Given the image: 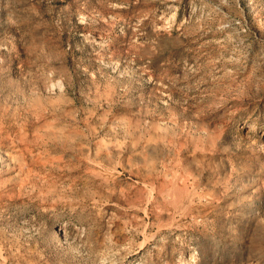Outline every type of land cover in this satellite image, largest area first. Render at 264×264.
I'll return each instance as SVG.
<instances>
[{"label":"rangeland","instance_id":"obj_1","mask_svg":"<svg viewBox=\"0 0 264 264\" xmlns=\"http://www.w3.org/2000/svg\"><path fill=\"white\" fill-rule=\"evenodd\" d=\"M0 264H264V0H0Z\"/></svg>","mask_w":264,"mask_h":264}]
</instances>
